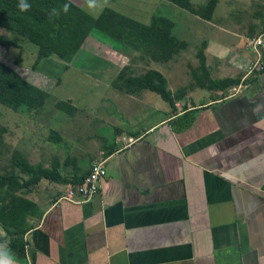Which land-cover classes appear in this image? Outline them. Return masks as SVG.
Segmentation results:
<instances>
[{"label":"crops","instance_id":"1","mask_svg":"<svg viewBox=\"0 0 264 264\" xmlns=\"http://www.w3.org/2000/svg\"><path fill=\"white\" fill-rule=\"evenodd\" d=\"M256 16L263 22L246 32L216 28L213 16L199 19L208 25L202 31L180 27L179 33L191 30L201 39L203 79L197 83L192 74L195 85L176 92L187 82L175 77L172 86L156 68L181 97L174 108L161 103L152 110L156 120L138 132L119 130L99 158L105 175L89 202L63 198L71 183L45 180L47 191L30 193L41 216L28 218L31 229L23 237L24 254L13 255L16 264H264V69L229 97L256 59L247 43L264 34V9ZM105 39L124 55L133 52ZM111 91L108 98L118 97ZM94 154L58 160L60 176L70 179L74 169L87 176Z\"/></svg>","mask_w":264,"mask_h":264},{"label":"rangeland","instance_id":"2","mask_svg":"<svg viewBox=\"0 0 264 264\" xmlns=\"http://www.w3.org/2000/svg\"><path fill=\"white\" fill-rule=\"evenodd\" d=\"M70 1L91 17L95 18L101 13L98 11L90 14L86 10L85 0ZM208 1L195 0L192 6L197 10ZM217 2L212 15V23L216 28L246 32L263 22L256 14L263 12L264 0ZM106 7L114 8L121 14L143 23L149 21L153 12L155 15H164L174 23V36L181 41L185 39L186 49L172 60L157 66L141 53L133 51L124 55L122 51H116L118 47H114L107 39L93 36L86 40L81 51L70 63L66 64L52 57L41 61L33 69L36 60L35 46L21 43L11 35H15L14 33L0 29L1 35L14 40L22 47L20 52L18 47L5 49L0 46V60L14 68L28 82L47 86L49 94L43 111L31 115L15 112L0 104V134L3 142L0 147V173L12 169L10 157L13 151L19 152L29 164L42 166L43 163L50 165L54 159L63 161L67 157L87 160L95 151L97 154H94L93 159L96 157L97 160L92 162L94 163L103 156L112 140L119 135L120 129H131L125 133H134L141 129L140 126L144 127L146 123L156 120L157 115L152 110L159 107V104L166 103L149 91L146 94L140 92L132 95V99L123 97L130 94L120 92L113 86L121 72L125 76H138L158 68L169 75L172 86L175 77L181 78L184 84L187 82L185 87L178 88L176 92H186L188 87L194 84L192 72L197 68H194L195 63L199 64L197 54L202 51L201 39L194 35V31L181 34L179 29L183 24H189L191 29L202 31L208 25L199 20L200 17L188 11L187 13L165 0H108ZM188 44L192 45L191 48L196 47V51L187 49ZM19 54L21 62L16 65ZM111 90L117 91L118 97L108 98L110 93L112 94ZM58 103H64L69 111L60 110ZM128 119H133L134 122H127ZM53 133L61 137L59 143L50 139ZM46 182L43 180L33 191H47L50 182L47 186Z\"/></svg>","mask_w":264,"mask_h":264},{"label":"trees","instance_id":"3","mask_svg":"<svg viewBox=\"0 0 264 264\" xmlns=\"http://www.w3.org/2000/svg\"><path fill=\"white\" fill-rule=\"evenodd\" d=\"M165 1L206 21L212 19L217 4V0H209L196 10L192 6V0ZM27 2L31 8L22 12L17 6L19 0H0V29L14 33L15 35H11L21 43H30L35 46L36 60L33 69L42 60L52 57L66 64L70 63L92 32H97L112 42L160 63L172 60L186 48V43L173 35V23L159 15H153L149 23L144 24L108 7L94 18L70 0H27ZM64 4L70 5L67 13L61 11L57 17L50 16L53 8L59 10ZM0 46L5 49L18 47L20 52L22 51L19 43L6 39L1 34ZM197 57L199 65L192 74L199 83L203 79L204 72L202 51L198 52ZM20 62L19 54L15 64L19 65ZM222 83L227 85L232 82L224 80ZM113 86L118 91L130 95L140 91L152 92L171 109L174 108V102L181 98L179 95H172L167 88L166 79L155 70H148L138 76H125L121 72L113 82ZM47 88V86L28 82L14 68L0 60L1 105L18 113L27 115L37 113L42 110L49 97ZM57 106L63 111L69 109L64 103H58ZM188 118L189 116L185 114L179 119V121L184 120L183 128L188 127ZM52 135L50 139L54 143L61 141L60 136L54 133ZM2 143L0 134V147ZM10 165L11 170L0 173V228L4 231L5 240H8L11 254L22 256L24 254L23 237L31 229L28 218L41 216L37 205L27 196L42 180L78 186L86 176L74 169L76 173L73 177L64 179L59 174L58 159L54 160L51 168L46 169L40 164H29L17 151L12 152Z\"/></svg>","mask_w":264,"mask_h":264},{"label":"built area","instance_id":"4","mask_svg":"<svg viewBox=\"0 0 264 264\" xmlns=\"http://www.w3.org/2000/svg\"><path fill=\"white\" fill-rule=\"evenodd\" d=\"M247 48L256 55L255 61L247 68L244 78L241 82L230 89V96L241 93L246 88L244 80L254 73H260L264 69L262 52H264V34L248 40ZM105 175L104 162L96 161L92 163L89 174L78 186H71L63 198L70 201L89 202L98 192L99 182Z\"/></svg>","mask_w":264,"mask_h":264},{"label":"clouds","instance_id":"5","mask_svg":"<svg viewBox=\"0 0 264 264\" xmlns=\"http://www.w3.org/2000/svg\"><path fill=\"white\" fill-rule=\"evenodd\" d=\"M108 4V0H85L86 10L90 14H95L98 11H102L104 7ZM18 8L22 12H26L31 8V5L27 0H19ZM70 5L64 4L61 9L53 8L50 12V16L57 17L60 15V12L67 13ZM0 264H16L15 258L11 254L10 249L7 246V243H0Z\"/></svg>","mask_w":264,"mask_h":264}]
</instances>
